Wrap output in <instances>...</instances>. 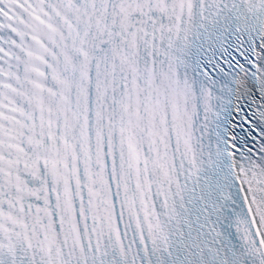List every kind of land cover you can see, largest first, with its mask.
Listing matches in <instances>:
<instances>
[{
	"label": "snow or ice",
	"instance_id": "obj_1",
	"mask_svg": "<svg viewBox=\"0 0 264 264\" xmlns=\"http://www.w3.org/2000/svg\"><path fill=\"white\" fill-rule=\"evenodd\" d=\"M0 264H264V0H0Z\"/></svg>",
	"mask_w": 264,
	"mask_h": 264
}]
</instances>
